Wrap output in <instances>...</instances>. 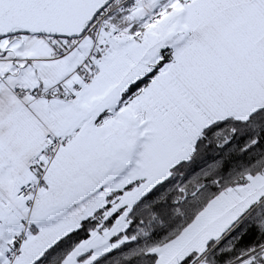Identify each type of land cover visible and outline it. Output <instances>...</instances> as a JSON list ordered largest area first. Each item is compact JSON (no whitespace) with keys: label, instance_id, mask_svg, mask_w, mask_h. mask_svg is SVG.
<instances>
[{"label":"snow or ice","instance_id":"obj_1","mask_svg":"<svg viewBox=\"0 0 264 264\" xmlns=\"http://www.w3.org/2000/svg\"><path fill=\"white\" fill-rule=\"evenodd\" d=\"M0 264H264V0H0Z\"/></svg>","mask_w":264,"mask_h":264}]
</instances>
